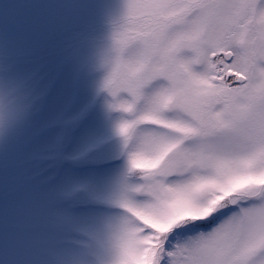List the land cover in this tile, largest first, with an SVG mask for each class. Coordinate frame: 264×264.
Here are the masks:
<instances>
[{
    "label": "snow or ice",
    "instance_id": "6c2138e0",
    "mask_svg": "<svg viewBox=\"0 0 264 264\" xmlns=\"http://www.w3.org/2000/svg\"><path fill=\"white\" fill-rule=\"evenodd\" d=\"M112 40L110 123L0 163V264H264V0H125Z\"/></svg>",
    "mask_w": 264,
    "mask_h": 264
},
{
    "label": "rangeland",
    "instance_id": "374dc122",
    "mask_svg": "<svg viewBox=\"0 0 264 264\" xmlns=\"http://www.w3.org/2000/svg\"><path fill=\"white\" fill-rule=\"evenodd\" d=\"M124 5L0 0V163L6 180L21 167L38 171L39 149L54 135V122L88 107L86 123H110L102 85Z\"/></svg>",
    "mask_w": 264,
    "mask_h": 264
},
{
    "label": "clouds",
    "instance_id": "9594fccd",
    "mask_svg": "<svg viewBox=\"0 0 264 264\" xmlns=\"http://www.w3.org/2000/svg\"><path fill=\"white\" fill-rule=\"evenodd\" d=\"M3 133V127H2V125H0V134H2Z\"/></svg>",
    "mask_w": 264,
    "mask_h": 264
},
{
    "label": "trees",
    "instance_id": "16d2710c",
    "mask_svg": "<svg viewBox=\"0 0 264 264\" xmlns=\"http://www.w3.org/2000/svg\"><path fill=\"white\" fill-rule=\"evenodd\" d=\"M83 35H84V33H83V34L80 33L79 38L81 39L82 37H84ZM82 39H83V38H82Z\"/></svg>",
    "mask_w": 264,
    "mask_h": 264
}]
</instances>
